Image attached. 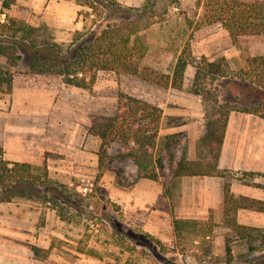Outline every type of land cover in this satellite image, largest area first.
I'll list each match as a JSON object with an SVG mask.
<instances>
[{
    "label": "rangeland",
    "instance_id": "rangeland-1",
    "mask_svg": "<svg viewBox=\"0 0 264 264\" xmlns=\"http://www.w3.org/2000/svg\"><path fill=\"white\" fill-rule=\"evenodd\" d=\"M59 1H67L68 7L65 12L75 14L77 9L75 0ZM118 1L130 7H142L148 3V0ZM196 1L159 2L155 16L143 32L148 51L140 60V73L151 80L124 72H101L95 84L84 89L66 85L58 77L25 73L27 69L24 66L9 68L5 59L0 57L1 65L17 72L12 94L0 93V97L7 98L11 103L8 106L7 129H3V120L0 119V160L3 158L41 166L46 163L50 177L71 188L74 196L70 202L75 203V206H71L68 202H60L55 207L54 203L44 204L26 198L15 199L16 203L24 204L33 211L35 215L31 223L33 227L25 225L24 237L12 236L13 234L0 230V264L264 262L261 259L264 256V245L256 242L257 250L249 252L248 244L236 240L234 233L225 224L223 217L225 205L208 213L203 212L197 204L200 183L190 178L173 180L169 174L168 162L165 161L160 168V179L156 181L159 187L164 190L166 187L168 190L165 197L167 199L148 198L146 192L142 191L146 187L141 189L138 187L139 191L135 193V197L133 196L134 186L140 179L138 168L133 159L122 156L124 149L117 140L110 141L106 148L109 155L107 163L109 170L102 177L98 176L97 152L100 139L88 132L91 117L95 114L113 113L121 93L137 96L159 106L168 99V106L175 108L176 99L172 96L194 95L193 80L185 83V75L181 90L154 82L157 80L164 82L163 76L171 75L186 42H190L192 52L193 49H206L207 52H212L210 56L206 52L198 53L197 60L201 57L212 61L226 59L227 64L221 62L220 66L225 70L227 79L220 78L222 80L219 82L220 80H214L218 79L217 75L212 74L204 81L213 80L214 85L221 83L219 85L230 87L232 92L240 95L243 103H258L260 100L264 108V94L259 91L253 92L251 87L236 78H233L235 84L229 83L231 80L229 77H236L241 69L245 68L248 57L264 56V37L249 36L233 42L227 31L219 24L203 23L202 10L196 6ZM5 13L12 17L24 18L32 24L42 22L37 14L21 6L11 7ZM82 25L80 22L79 27ZM53 29L58 42L71 41L73 36L71 30L54 27ZM230 98L229 93L225 92L223 100ZM198 116V112L190 115L185 121L187 127L172 133L174 142L171 152L177 161L183 154L187 158L190 156L191 159H195L203 153L198 145L199 138H195V130L200 128L199 123L195 124ZM180 122H183V117L164 119L160 137L165 136V129L169 124L177 125ZM44 134L50 138L51 149H47V145L39 144L42 142L41 135L43 138ZM71 140L77 142L75 144L77 147L67 150L64 145ZM61 147L63 148L60 149ZM235 177L241 178V174L236 176L228 173L225 183H230ZM245 182L264 189V177H257L253 181L246 178ZM47 208L54 211H48ZM57 209L64 212L62 213L64 220L56 212ZM175 218L201 221L203 227L210 221L213 226L212 238L207 239L203 232L192 229H184L181 235H177L173 227ZM113 220L119 223L122 230L128 232L133 230L135 232L133 235L145 238L144 242L140 243L125 240V243L136 247L134 252L119 246L121 234L113 228ZM156 231H160V235L154 236L162 241L163 244L160 246H155L146 235L153 236L151 232ZM226 239H229L232 248L231 257L226 254ZM20 244H24V250L18 249ZM32 247L48 252L37 256L31 251Z\"/></svg>",
    "mask_w": 264,
    "mask_h": 264
},
{
    "label": "trees",
    "instance_id": "trees-1",
    "mask_svg": "<svg viewBox=\"0 0 264 264\" xmlns=\"http://www.w3.org/2000/svg\"><path fill=\"white\" fill-rule=\"evenodd\" d=\"M162 1L148 0L142 7H130L118 0H75L81 7L78 15L83 21V27L73 32L69 43L58 42L54 30L47 24H29L26 19L12 17L2 9L5 18L0 19V57L5 59L9 68L24 66L27 69L25 73L58 77L66 85L84 89L92 87L101 72H124L151 80L140 73V60L148 51L143 32ZM2 6L10 9L11 0H4ZM196 6L202 10L204 24H219L233 42L264 34V0H197ZM221 62L227 64L224 58L212 61L201 57L197 60L193 56L190 42H186L171 75H164V82L154 81L164 87L181 90L186 67L189 64L195 67L192 92L200 98L204 109L203 134L198 139L202 154L195 159H188L183 154L177 161L171 152L173 134L162 138L159 135L163 109L137 96L121 93L116 110L111 114L93 115L88 127V132L100 139L97 152L98 176L102 177L109 170L106 148L110 141L116 140L124 149L122 156L133 159L137 165L138 178L158 181L160 168L165 161L168 162L173 180L192 176H227V171L218 168V157L230 113H250L264 118V108L260 100L258 103H243L240 95L232 92L230 87L219 85L221 83L214 85L213 80L204 81L212 74L217 75L218 79L214 80L219 82L227 79L225 70L220 66ZM16 74L0 64V93L12 92ZM233 78L247 84L253 92L264 94V56L248 57L245 68L236 77H229L230 85L236 82ZM225 92L229 93L230 99L223 100ZM258 176L264 177L262 173L243 172L241 178L237 179L245 182L246 178L253 180ZM166 192L168 190L165 187ZM73 196L68 185L50 177L46 163L41 166L1 158L0 203L26 198L44 204L54 203L55 207L60 202L75 206L73 201L70 202ZM223 196L225 224L234 233L236 240L248 244L249 252L256 251V242L264 245V228L240 224L236 216L239 209L264 212V201L235 196L230 192L229 183L223 186ZM56 212L64 220V212L59 209ZM202 223L175 218L173 227L177 235H181L184 229L199 230L205 237L211 235V222H204V227ZM112 224L121 234L119 246H124L127 251L134 252L136 247L125 243L126 239L136 243L144 242L145 238L133 235V230H122L116 220ZM146 235L155 246L163 244L160 239ZM32 252L41 256L48 250L32 247ZM226 254L230 257L232 254L229 239H226ZM261 259L264 260V256Z\"/></svg>",
    "mask_w": 264,
    "mask_h": 264
},
{
    "label": "crops",
    "instance_id": "crops-1",
    "mask_svg": "<svg viewBox=\"0 0 264 264\" xmlns=\"http://www.w3.org/2000/svg\"><path fill=\"white\" fill-rule=\"evenodd\" d=\"M3 2L4 0H0V19L5 18V13H1V10H9L3 8ZM67 5V1L65 2L59 0H11V7L21 6L23 8H28L33 13L37 14L39 20L42 21L38 24H32L27 21L29 24L39 25L45 23L52 29L53 27L57 29L66 28L71 30V32L81 30L83 25L81 27L79 26L80 22L83 24V21L78 15L81 7L75 2V6L77 7L75 14L72 12L66 13V7H68ZM70 5L71 4H69V6ZM251 37L263 38L264 34L254 35ZM199 50L193 49L194 57L199 58L198 53L200 52H206L208 56H210V53H212L209 51L210 49H208L209 52H207L206 49ZM224 50L223 52L226 54V51ZM194 74L195 67L189 64L186 67L184 74L185 83L187 82L188 84V81L193 80ZM12 96H14V93ZM172 98L176 99L175 104L177 108L168 106V99L166 103L160 105V107L163 109L161 131H163L164 119L183 117V122H180L177 125H168V128L165 129V135H168L172 134L173 132H177L178 129L183 130V128H186L188 125L187 122H185L186 119L190 115L196 114V112H198V119L197 121L195 120V124H200V128L195 130V138L198 139L200 137L199 135H202L203 133L204 123V109L200 98L191 94L175 95L172 96ZM9 103L10 102L7 98L0 97V119L3 120V129L8 128L7 119ZM159 134L161 136V132H159ZM46 135L47 134H44L43 138L41 135L42 142L39 144L47 145V149H51L52 143L49 141L50 138ZM75 144H77V142L71 140L63 145L66 147V149H76L77 146ZM62 148L63 147L60 149ZM188 157V159H191L190 156ZM218 168L220 170L227 171L228 173L236 174V176L242 174L243 172H257L264 175V118L250 113H230L222 147L218 157ZM183 178H190L194 182L197 180L200 183L198 187L199 198L197 204L199 205V208L201 207L203 212L208 213L224 206L223 186L227 179L226 176H192ZM237 178L238 177L231 179V182L229 183L231 193H233L235 196H247L264 201L263 188L255 186L251 183L243 182ZM139 182V184L137 183L134 186V197L136 195L135 193H137L139 189L146 187L145 190L143 189L142 191L146 192V196L148 198L157 197L160 199H167L165 198V190L162 187H159L160 185H158L156 181L147 178H140ZM47 209L51 212L54 211L50 208ZM51 212H49V214ZM34 217L35 215L30 208H27L24 204L16 203L15 200L11 202L0 203V230L5 231V233L13 234L12 236H26V233H24V228L26 227L25 225H30V228H32L33 224L31 223L33 222ZM204 219L206 218L204 217ZM237 221L240 224L247 226L263 227L264 212L239 209L237 211ZM151 233L153 236L160 235V231ZM206 238L211 239L212 236L209 235ZM24 247V244H20L18 249L24 250Z\"/></svg>",
    "mask_w": 264,
    "mask_h": 264
},
{
    "label": "built area",
    "instance_id": "built-area-1",
    "mask_svg": "<svg viewBox=\"0 0 264 264\" xmlns=\"http://www.w3.org/2000/svg\"><path fill=\"white\" fill-rule=\"evenodd\" d=\"M86 191V189H84Z\"/></svg>",
    "mask_w": 264,
    "mask_h": 264
}]
</instances>
